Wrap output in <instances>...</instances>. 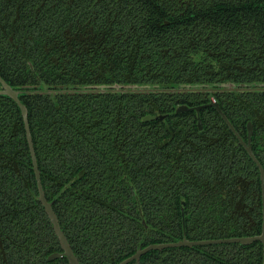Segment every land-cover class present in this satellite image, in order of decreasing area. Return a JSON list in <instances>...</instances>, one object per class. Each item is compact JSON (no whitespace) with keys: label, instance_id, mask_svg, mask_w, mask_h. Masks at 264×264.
<instances>
[{"label":"trees","instance_id":"16d2710c","mask_svg":"<svg viewBox=\"0 0 264 264\" xmlns=\"http://www.w3.org/2000/svg\"><path fill=\"white\" fill-rule=\"evenodd\" d=\"M0 77L25 92L44 194L80 264H116L183 234H260L254 162L213 107L200 110L201 130L195 111L175 110L213 97L244 140L251 122L264 169V91L217 90L264 83V0H0ZM115 82L215 91H61ZM37 195L20 109L0 95V264H68L47 259L61 249ZM262 262L253 241L150 250L127 264Z\"/></svg>","mask_w":264,"mask_h":264},{"label":"water","instance_id":"95a60500","mask_svg":"<svg viewBox=\"0 0 264 264\" xmlns=\"http://www.w3.org/2000/svg\"><path fill=\"white\" fill-rule=\"evenodd\" d=\"M218 91L224 92H240V91H264V83H249V84H235L232 82L220 83L217 84ZM41 88L47 94H51L54 90H48V86L41 83ZM62 92H81V93H154V92H165V93H176V92H212L215 91L213 87L209 84H180L178 87L175 88H165L158 84H119V83H112V84H96V85H82L76 89L70 90H61ZM39 92L38 90H34L28 93ZM25 93L23 91L13 89L7 82H5L0 77V95H6L10 97L20 109L26 140L28 144L29 153L31 156L32 162V169L34 171L36 185H37V199L43 206L44 212L46 213L49 222L52 225L54 235L57 238L59 247L61 251L51 253L47 259L53 260L57 258L64 257L68 261V264H80L79 260L77 259L76 255L74 254L71 245L69 244L64 232L62 231L60 224L58 222V218L52 209L51 202L46 199L44 194V190L41 183L40 178V171L37 166V160L35 156L34 146L30 134V128L28 123V116H27V108L26 106L20 101L19 95ZM205 106L213 107L217 113L221 116L225 124L227 125L228 129L233 132L236 136L238 143H240L245 151L247 152L248 156L252 159V161L256 164L259 169L260 173V182H261V203H262V224H261V232L258 235L254 236H245V237H231V238H218V239H202V240H189L183 234V237L175 242H162V243H152L148 244L144 247H139L136 252H134L129 257L121 260L116 264H127L131 261H135L136 263L139 262L140 257L150 250H162L164 248L169 247H192V246H199V245H209V244H219V243H239L243 245H247L252 243L253 241H259L262 244L263 250V262L264 264V169L260 162L258 161L257 157L253 153L252 146H251V137L253 133V128L251 122L247 123V140L246 142L242 139L239 133L235 130L234 126L230 123L224 112L219 107L218 103L215 100H211L208 104L199 105L194 107H189L185 104H180L176 107V113H182L186 111H196L198 117V128L199 130L202 129L201 120L198 116L199 110ZM154 118L163 119L164 115H156L153 116ZM152 118V117H150ZM181 210H183V202L181 203Z\"/></svg>","mask_w":264,"mask_h":264},{"label":"flooded vegetation","instance_id":"af4514ba","mask_svg":"<svg viewBox=\"0 0 264 264\" xmlns=\"http://www.w3.org/2000/svg\"><path fill=\"white\" fill-rule=\"evenodd\" d=\"M211 100H215L213 97H211L210 99H209V101L207 102V103H205V104H208ZM216 101V100H215ZM217 102V101H216ZM205 104H201V105H205ZM199 106V105H198ZM194 107V106H193ZM205 107H211V106H205ZM204 108V107H203ZM202 109V108H201ZM200 109V110H201ZM200 110H199V112H200ZM222 110V109H221ZM194 111V110H193ZM216 111V110H215ZM196 112V111H195ZM217 112V111H216ZM196 115H197V113H196ZM219 115V114H218ZM198 116H199V113H198ZM220 116V115H219ZM221 117V116H220ZM200 118V117H199ZM197 119H198V117H197ZM222 119V118H221ZM223 120V119H222ZM229 120V119H228ZM225 123V122H224ZM240 135V134H239ZM243 139V138H242ZM244 140V139H243ZM247 140V139H246ZM246 140H244L245 142H246ZM238 144H240V143H238ZM241 145V144H240ZM242 146V145H241ZM251 146H252V141H251ZM242 148L244 149V147L242 146ZM245 150V149H244ZM252 150H253V148H252ZM247 153V152H246ZM254 153V152H253ZM248 155V154H247ZM251 159V158H250ZM258 159V158H257ZM252 160V159H251ZM259 161V160H258ZM260 162V161H259ZM255 164V163H254ZM261 164V163H260ZM256 165V164H255ZM257 167V166H256ZM258 168V167H257ZM258 171H259V169H258ZM259 176H260V173H259ZM261 205H262V203H261Z\"/></svg>","mask_w":264,"mask_h":264}]
</instances>
